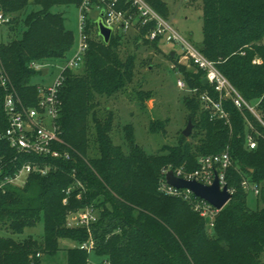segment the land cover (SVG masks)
Listing matches in <instances>:
<instances>
[{
    "label": "trees",
    "instance_id": "trees-1",
    "mask_svg": "<svg viewBox=\"0 0 264 264\" xmlns=\"http://www.w3.org/2000/svg\"><path fill=\"white\" fill-rule=\"evenodd\" d=\"M81 1L0 0L4 14L12 18L9 25L0 26V65L26 106L37 105L33 81L43 77L30 64L64 62L75 46L64 14L54 9L79 7ZM148 1L168 19L164 1ZM201 7L200 52L248 102L257 105L264 121V0H201ZM154 27L139 28L133 39L137 49L160 51L163 39L148 38ZM88 32L99 42L92 38L82 71H67L60 90V138L70 147L72 160H49L57 170L47 176L32 174L25 186H8L0 192L2 232L19 236L42 222L43 239L0 234V264H41L43 255L60 251L62 240L76 244L67 250L68 264H90L91 252L107 264H264V206L250 209V193L243 186L246 175L249 183L260 187L257 203L264 205V139H259L254 151L246 147L247 122L263 136L264 127L231 101L224 102L227 120L212 119L202 108L200 94L218 95L203 85L205 73L193 65L185 80L197 95L183 102L193 124L190 137L181 136L176 146L149 155L136 142L134 126L128 124L123 127V143L117 144L115 115L106 108L104 116L100 107L104 98L124 93L134 83L138 55L121 50L119 33L106 44L91 23ZM257 59L260 63H255ZM135 94L143 106L152 98L143 90ZM167 123L151 122L150 130L165 132ZM7 127L0 99V132ZM225 151L233 159L226 181L234 194L217 214L214 233L209 235V220L192 202L160 190L163 171L193 172L199 167L198 157ZM0 159L4 173L11 175L36 158L17 154L3 141ZM91 207L97 212V222L90 232L68 226L71 215ZM90 239L94 242L91 252L78 247Z\"/></svg>",
    "mask_w": 264,
    "mask_h": 264
},
{
    "label": "built area",
    "instance_id": "built-area-1",
    "mask_svg": "<svg viewBox=\"0 0 264 264\" xmlns=\"http://www.w3.org/2000/svg\"><path fill=\"white\" fill-rule=\"evenodd\" d=\"M78 9L80 40L74 55L64 62H32L30 64V68L42 72L43 77L48 76L52 69L56 73L51 85H37L38 103L35 107H29L23 103L5 69L0 65V99L8 120L7 129L0 132V142H8L10 147L21 156L36 158L25 163L21 169L11 175L4 173V163L0 159V192H5L8 186H25L32 174L47 176L51 171L57 170V166L49 160H72L70 147L60 138V90L65 81V73L70 70L77 71L83 66L90 41L94 37V34L88 32V26L91 23L95 26V32H99L96 21L102 14L104 24L113 29V35L127 34L135 28L154 24V29L148 35L151 41L162 38L166 44L181 46L191 63L205 73L204 78L208 80V85L218 95V98H214L209 92L200 94L202 108L210 113L212 119L227 120L229 115L224 109V102L231 101L236 109L242 113H251L264 127V121L257 110V105L248 102L218 70L215 63L188 43L167 20L153 9L148 0H82ZM93 14H95L94 17ZM11 21L12 18L4 14L0 5V26L9 25ZM255 63H260V61L257 60ZM45 70L46 74H44ZM177 86L180 90L190 92L183 80L179 79ZM247 123L250 132L246 137V147L248 150L254 151L258 148L259 139H264V136L249 121ZM232 165V156L229 151H225L220 154L200 157L198 159L199 167L193 172L187 173L180 169L174 173L180 178L195 180L204 185H212L218 176L223 188L227 185L226 175ZM169 171H163L164 179L160 190L168 196L192 202L194 209L214 226L215 218L220 211L203 200L199 199L194 202L192 198L195 196L188 190H177L169 186L166 182V174ZM243 186L256 198L260 196L261 189L257 185L246 180ZM229 192L234 194L233 189L229 188ZM96 222L97 214L91 207L71 215L68 226L86 229L90 232L91 226ZM78 247L91 252L94 249V242L90 239Z\"/></svg>",
    "mask_w": 264,
    "mask_h": 264
},
{
    "label": "rangeland",
    "instance_id": "rangeland-1",
    "mask_svg": "<svg viewBox=\"0 0 264 264\" xmlns=\"http://www.w3.org/2000/svg\"><path fill=\"white\" fill-rule=\"evenodd\" d=\"M162 1L169 8L168 23L188 43L200 50L203 41L201 0ZM54 11L64 14L66 27L74 36L75 46L68 54V58H71L80 40L79 9L76 6L56 7ZM92 16L94 17L95 14ZM139 33V28H135L127 34L122 33V37L120 38L121 50L123 52L137 53L138 55L135 81L128 87L126 92L109 99L104 98L100 111L104 116L106 115L104 111L106 108L114 113L116 127L114 137L117 144L123 143V127L131 124L135 128L136 142L147 154L156 155L165 146H176L188 125V114L183 102L186 98H192L194 95H197V92L188 86L190 92L180 90L177 86V81L180 79L186 82L185 75L193 71L194 67L187 54L183 52L182 47L176 44L162 42L159 52L147 48L137 49L133 39ZM94 39L99 42L95 34ZM171 52H175L172 57H170ZM257 60L260 61V59ZM82 68L78 69V71L81 72ZM55 76L56 73L52 69L48 76H38L34 79L33 83L37 85H51L54 82ZM140 90L152 94V98L147 100L144 106L136 99L135 93ZM156 121L168 122L165 132H151L150 124ZM243 177V181H246V175ZM245 191H247L246 188ZM247 204L252 210L261 209L264 206L257 203V198L252 193L248 196ZM192 206L194 207V205ZM206 228L209 235L214 233V226L210 222L207 223ZM0 234L15 239H25L32 236L37 240H42L44 226L41 222L36 227L27 229L24 234L19 236H12L6 232H2L1 229ZM75 246L76 244L70 241H60V251L54 256L43 255L41 264H68L67 250ZM89 263L104 264L105 262L103 258L91 252Z\"/></svg>",
    "mask_w": 264,
    "mask_h": 264
},
{
    "label": "water",
    "instance_id": "water-1",
    "mask_svg": "<svg viewBox=\"0 0 264 264\" xmlns=\"http://www.w3.org/2000/svg\"><path fill=\"white\" fill-rule=\"evenodd\" d=\"M96 26L99 31V36L103 39L104 43L108 44L112 38L113 29L104 24L103 14L96 21ZM172 56H174V52ZM44 74H46V70ZM203 85H208V80L206 78L203 80ZM192 130L193 124L192 121L189 120L186 129L183 131V136L186 138L190 137ZM166 182L169 186L177 190L190 191L196 198L207 202L218 211H222L233 198L227 185L222 188L218 176H216L212 185H204L195 180L190 181L180 178L175 175L174 171H169L166 174Z\"/></svg>",
    "mask_w": 264,
    "mask_h": 264
}]
</instances>
